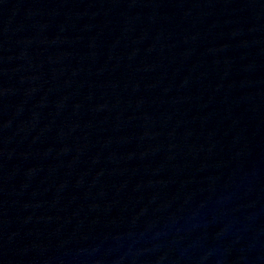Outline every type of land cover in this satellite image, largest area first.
<instances>
[{
    "label": "water",
    "instance_id": "1",
    "mask_svg": "<svg viewBox=\"0 0 264 264\" xmlns=\"http://www.w3.org/2000/svg\"><path fill=\"white\" fill-rule=\"evenodd\" d=\"M0 264H264V0H0Z\"/></svg>",
    "mask_w": 264,
    "mask_h": 264
}]
</instances>
